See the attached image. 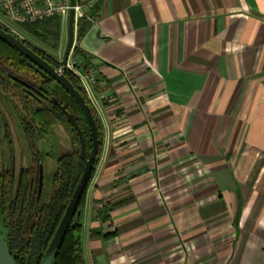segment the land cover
Here are the masks:
<instances>
[{"label":"crops","instance_id":"1","mask_svg":"<svg viewBox=\"0 0 264 264\" xmlns=\"http://www.w3.org/2000/svg\"><path fill=\"white\" fill-rule=\"evenodd\" d=\"M81 20L68 64L104 130L85 263L264 264V0H101Z\"/></svg>","mask_w":264,"mask_h":264},{"label":"trees","instance_id":"2","mask_svg":"<svg viewBox=\"0 0 264 264\" xmlns=\"http://www.w3.org/2000/svg\"><path fill=\"white\" fill-rule=\"evenodd\" d=\"M88 24L82 20L78 22L77 40L85 35ZM20 26L27 34L45 46L55 51L59 50L62 32L60 18ZM0 28L13 34L4 26L0 25ZM16 37L50 65L58 70L62 68V63L56 58L49 56L27 40ZM65 76L81 93L95 117L99 131V149L76 217L67 231L54 264H86L82 249L80 215L85 205L88 187L102 153L104 130L99 114L89 99L81 80L68 68L65 70ZM1 78L40 106L32 110L31 117L28 118L13 100L0 92V98L8 100L21 125L31 156V165L15 178L10 129L4 117L1 116L0 129L3 130L1 136L7 141L10 161L0 170V229L17 264H41L85 167L77 131L60 107L54 105L52 100L56 99L69 113L76 115L77 123L87 141V157L92 150L91 130L84 114L70 95L18 50L2 40H0V80ZM58 125H61L70 136L72 148L67 150L62 148L59 142L55 143L56 169L51 180L49 199L44 202L45 182L40 192V179L41 166L47 154L39 148L38 141L40 134L49 136L53 133L54 127Z\"/></svg>","mask_w":264,"mask_h":264},{"label":"water","instance_id":"3","mask_svg":"<svg viewBox=\"0 0 264 264\" xmlns=\"http://www.w3.org/2000/svg\"><path fill=\"white\" fill-rule=\"evenodd\" d=\"M71 5L75 6L76 0H70ZM0 40L8 43L13 48L18 50L22 55H24L28 60H30L34 65H36L41 71L50 76L53 80L56 81L74 100L81 112L84 114L92 135V150L90 155L87 157V141L84 136V132L79 127L77 123V117L75 114L69 113L65 107L61 106L56 99L52 100L54 105L59 106L64 114L68 117L69 121L72 123L74 128L77 131L80 146H81V155L82 159L85 161V167L82 173V176L77 184V187L70 199V202L65 210V213L62 217V220L49 244V247L43 257L41 264H54L55 259L57 258L58 252L62 246V243L65 239L67 231L69 230L72 222L76 217V213L80 204V201L83 197V194L87 188L90 176L94 167V162L99 149V131L97 122L93 113L87 104L86 100L83 98L81 93L70 83V81L65 76V70L67 69L69 57L75 42V16L74 10H71L67 20V45L62 61V69L58 70L47 61L42 59L37 55L33 50L28 48L23 44L18 38H16L11 33L0 28ZM43 168L41 166V179H40V192L43 188ZM0 264H17L14 258L11 255L8 244L5 240V237L0 229Z\"/></svg>","mask_w":264,"mask_h":264},{"label":"rangeland","instance_id":"4","mask_svg":"<svg viewBox=\"0 0 264 264\" xmlns=\"http://www.w3.org/2000/svg\"><path fill=\"white\" fill-rule=\"evenodd\" d=\"M0 15L3 16L1 13ZM7 21L11 23H8L10 28L19 37L27 40L32 45L38 47L39 49L46 52L49 56L56 58L59 62L62 63L64 57V47H62L61 49V44L59 46L58 51L52 50L41 42H39L38 40H36L35 38H33L32 36H30L29 34H27L20 25L16 24L15 22L9 19H7ZM61 69L62 68H60L59 70ZM1 79L2 80H0V92L7 96L8 99L10 98L11 100H13V102H15L19 106L25 116L30 118V112L38 108L40 105L37 104V102H33L32 100L26 98L22 93L15 90L11 85H9L3 78ZM0 109L2 110L5 116V120L9 125L10 139L13 142L14 146L15 172L16 174H18L20 170L26 169L31 165V156L29 152L28 143L25 134L21 128V125L19 124V121L10 105L7 104V102H1ZM58 142L64 149L70 150L72 148L70 136L67 134L66 130L61 125L54 127L53 133L49 136H44L40 134L38 141L39 148L44 154H47L44 160V202L48 201L50 195L51 180L53 177V173L56 169V160L54 157L56 153L55 143L57 144ZM5 161H10V155L6 143H3L0 138V170L2 168V164Z\"/></svg>","mask_w":264,"mask_h":264},{"label":"built area","instance_id":"5","mask_svg":"<svg viewBox=\"0 0 264 264\" xmlns=\"http://www.w3.org/2000/svg\"><path fill=\"white\" fill-rule=\"evenodd\" d=\"M100 1L76 0L75 6H72L70 0H0V13L3 15H0V25L18 36L10 28L8 24L10 22L7 19L18 25H23L58 17L62 20V24L66 25L71 10H74L75 25H77L81 19L90 15ZM67 68L73 70V66L70 64L67 65Z\"/></svg>","mask_w":264,"mask_h":264},{"label":"flooded vegetation","instance_id":"6","mask_svg":"<svg viewBox=\"0 0 264 264\" xmlns=\"http://www.w3.org/2000/svg\"><path fill=\"white\" fill-rule=\"evenodd\" d=\"M1 102H7V104H9V102H8V100L5 98V99H2V98H0V105H1ZM0 117L1 116H3L4 117V119H5V116H4V114H3V112H2V110L0 109ZM1 119V118H0ZM1 134H2V129H0V136H1ZM1 138V141L3 142V143H6V145H7V141L6 140H3L2 139V136L0 137ZM13 143V142H12ZM12 146H13V144H12ZM9 151V150H8ZM9 162H7V161H5L3 164H2V167L5 165V164H8ZM30 163H31V161H30ZM13 165H14V174H15V178H17V176L19 175V173L22 171V170H24V169H22V170H20L19 171V173L18 174H16V172H15V158H14V146H13ZM42 168H43V177H44V169H45V164H42ZM43 182H44V179H43Z\"/></svg>","mask_w":264,"mask_h":264}]
</instances>
